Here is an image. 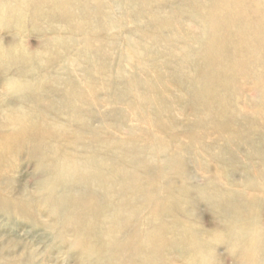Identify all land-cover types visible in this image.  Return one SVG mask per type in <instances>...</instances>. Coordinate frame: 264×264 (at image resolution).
I'll use <instances>...</instances> for the list:
<instances>
[{"label":"rangeland","instance_id":"obj_1","mask_svg":"<svg viewBox=\"0 0 264 264\" xmlns=\"http://www.w3.org/2000/svg\"><path fill=\"white\" fill-rule=\"evenodd\" d=\"M208 1L0 0V111L21 115L15 123L0 116V264L96 261L71 232V217L77 219L84 204L69 211L72 193L39 194L45 178L35 153L40 149L48 156L50 150L99 155L92 174L121 181L106 187L103 198L119 205L121 194L125 204L132 192L125 209L137 212L114 216L110 224L123 230L116 223L153 219L155 264H196L188 240L212 249L200 257L202 264L242 262L224 228L247 222V210L264 225L258 152L264 150V104L259 81L231 64L216 25L191 21V9ZM258 19L248 18L251 26ZM187 49L204 61H183ZM6 51L16 56L6 60ZM32 52L38 64L27 71L31 86L20 92L9 80L11 74L21 80L14 65L22 68ZM193 64L213 82L224 76L208 91L221 103L217 109L211 100L209 115L196 99L202 94L190 93L197 78ZM250 174L257 181L248 182ZM230 203L224 221L219 208ZM65 228L69 232L59 234ZM142 230L132 227L125 243L134 245L132 236ZM118 245L105 240L103 250ZM111 255L101 264H118Z\"/></svg>","mask_w":264,"mask_h":264},{"label":"bare ground","instance_id":"obj_2","mask_svg":"<svg viewBox=\"0 0 264 264\" xmlns=\"http://www.w3.org/2000/svg\"><path fill=\"white\" fill-rule=\"evenodd\" d=\"M191 10V21L195 25H200L202 28L209 26V24L216 25L215 31L217 37L221 40V48L229 52L231 64L241 68L246 76L250 75L259 81V88H256V90L258 89V95L264 104V66L260 64L261 61H264V0H209L202 7ZM254 16L259 19L256 25L251 26L248 18ZM237 17H240L239 24L235 23ZM237 47H241L240 52L235 50ZM37 55L38 52H32V54L27 56L30 60L24 62L22 68L17 64L14 65L17 70L15 74L21 80H15L16 78H13L14 76L11 74L9 80V86L11 85V88L13 87V89H17L20 92L29 89L31 80L27 76V71L38 64L34 61ZM13 56L16 55H12L6 51L3 57L7 60V57L13 59ZM184 56L183 61H204L200 55L193 53L190 49H187ZM6 64H8V61H5L4 64V67L8 68ZM193 65L197 68V78L195 77L196 79H193L190 93L198 91V93L202 94L199 96L197 94L196 99L201 97L200 104L204 105L202 111L209 115L214 110L211 107L213 106L211 100L215 101L214 104L217 109H219L218 107L221 106V103H219V95L215 97V95L208 91H211L224 76L218 75L217 80L213 82L209 79L210 77L206 79L207 74L203 72V69H200V67L198 69L197 65ZM23 66H26V68L23 69ZM261 67L263 68L262 70ZM192 99L194 100V97ZM0 116H8L7 119L11 123H15L21 117L19 113H8L4 111H0ZM262 142L264 141L262 140ZM50 151L53 152V156H48L47 151L43 149L35 152L38 156L39 168L45 173L43 183L39 186V194L49 192L59 196L62 193H72L74 198L66 205L69 211L71 209L73 210L74 205L77 203L84 204L83 209L79 213V217L77 219H75L74 215L71 217V220L75 222V228H71V232L85 245L86 257L95 255L96 261L94 264H101L103 257H112L111 254L116 255L119 260L118 264H138L139 262L155 264L156 256L152 251V247L157 239L153 238L152 235L155 227L153 219L146 218L147 222L142 223L137 221L139 223L136 225L135 223L131 224L127 222L122 224L116 223V225L122 226L124 228L123 230L114 228V225L110 224V220L114 216L122 214L125 217H136L137 212L125 209H129L132 205L134 199L132 192L126 196L128 203L125 202V204L122 202V198L124 197L121 194L115 193L118 196L117 198L120 197L119 205H115L114 200L108 202L103 198V190L106 187L118 185L121 181L113 174H109L105 181H103V173H100V175L92 174L91 165L99 160V155L93 154L92 156L71 157V155L69 156L58 150ZM258 152L261 156L259 158V172H263L264 150H258ZM247 181L250 183L257 181V175H247ZM109 192L110 189L107 192L105 191V196L109 195ZM115 200L117 201L118 199ZM56 206L58 209L60 203H56ZM232 207L234 205H231V203L220 206V217L224 221ZM57 209H55L56 214H58ZM246 215H248L246 216L248 219L247 222L244 220L239 227L227 225L224 230L228 233L229 238H233L235 244L242 251L243 259L239 264H263L264 254L262 253H264V245L262 243H264V225L256 220L255 212L247 210ZM132 227L143 229V232L141 234L138 233L139 236L135 233L132 236L133 241L135 240L134 245L131 244L129 246L124 240L131 235ZM58 232L59 234L62 232L66 234L69 231L65 228L58 229ZM169 232L173 234L171 230ZM91 239H97L101 243L98 244ZM110 239L119 240L116 251L108 252L107 249L103 250V241L105 242V240ZM162 242L166 245L170 244L166 240ZM162 242H159L157 246L163 244ZM189 246L191 247L193 258L196 259V264H202L199 259L203 254H213L212 249L199 240H188ZM129 248L132 249L135 257L127 253V249ZM230 264L236 263L232 261Z\"/></svg>","mask_w":264,"mask_h":264}]
</instances>
